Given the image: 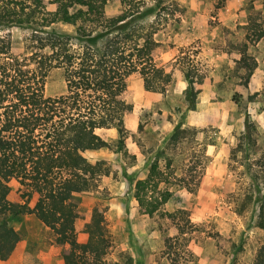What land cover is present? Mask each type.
<instances>
[{
	"label": "rangeland",
	"instance_id": "374dc122",
	"mask_svg": "<svg viewBox=\"0 0 264 264\" xmlns=\"http://www.w3.org/2000/svg\"><path fill=\"white\" fill-rule=\"evenodd\" d=\"M146 4L154 8L150 20L161 42L158 63L174 80L159 93L146 90L138 74L129 78L123 98L133 110L125 118L124 148L87 154L105 160L111 173L74 197L83 216L77 226L84 228L94 208L103 212L112 242L104 264H252L264 245L256 201L264 194V0ZM121 8L110 0L106 13ZM30 37L28 28L0 27L13 55H31ZM184 69L204 76L194 105L185 98ZM66 92L63 71L53 69L46 96ZM177 128L181 135L172 140ZM100 134L109 141L118 137L114 128ZM153 165L160 173L144 194L157 210L149 214L135 187ZM12 225L21 239L0 264H58L61 249L34 215Z\"/></svg>",
	"mask_w": 264,
	"mask_h": 264
},
{
	"label": "trees",
	"instance_id": "16d2710c",
	"mask_svg": "<svg viewBox=\"0 0 264 264\" xmlns=\"http://www.w3.org/2000/svg\"><path fill=\"white\" fill-rule=\"evenodd\" d=\"M117 1L121 11L108 16L110 0H0V27L31 31V55L25 57L13 55L10 42L0 39L1 261L11 257L21 239L12 221L34 215L61 249L58 264L105 263L112 242L103 212L94 208L84 228L77 226L83 216L74 197L111 173L105 160L91 161L87 154L124 148L125 118L133 106L123 94L131 76L138 74L146 90L159 93L174 80L157 60L161 42L150 20L154 8L146 0ZM53 69H61L67 83V92L56 97L45 94ZM184 74L185 98L194 105L204 76L191 69ZM112 128L115 141L100 134ZM180 133L177 128L172 140ZM159 173L153 165L135 187L140 208L149 214L157 204L144 191ZM166 196L165 201L169 192ZM256 201L257 225L264 229V194ZM252 264H264V245Z\"/></svg>",
	"mask_w": 264,
	"mask_h": 264
}]
</instances>
